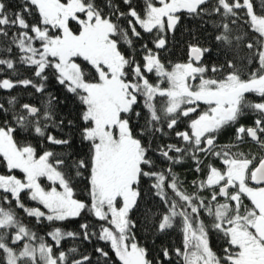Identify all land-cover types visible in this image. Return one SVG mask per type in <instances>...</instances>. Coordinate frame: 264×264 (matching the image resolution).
<instances>
[{
	"label": "snow or ice",
	"instance_id": "snow-or-ice-1",
	"mask_svg": "<svg viewBox=\"0 0 264 264\" xmlns=\"http://www.w3.org/2000/svg\"><path fill=\"white\" fill-rule=\"evenodd\" d=\"M122 2L126 11L113 0H104L103 6L97 0H22L15 8L0 0V37L9 45L0 49L7 56L0 57V65L14 73L17 64L29 66L34 77L0 79V90L20 86L47 94L41 106L24 103L17 110L16 97L8 99L9 108L0 104V113H10L0 125V164L7 170L0 174V264H92L89 255L70 259L76 248L54 252V246L59 248L65 238L93 236L110 243L120 264H164L149 259L132 232L130 213L139 206L145 182L163 205L151 218L155 230L179 227L182 233L181 247L171 253L161 250L169 264L173 254L182 264H264V156L233 151L245 137L264 148V0L259 12L253 0H216L211 10L205 7L209 0H144L141 11L133 0ZM241 10L258 34L255 43L247 44L252 52L248 63L255 58L258 67L246 79L230 60L226 73L223 67L204 64L212 49L199 44L189 45L186 62H162L159 50L166 48L167 34L175 31L182 12L197 18L219 16L215 27L220 32L214 39L230 48L241 39L229 27L240 19ZM12 29L16 31L10 35ZM144 34L154 37L153 48L142 42ZM137 41L142 42L139 49ZM13 47L18 51L15 59ZM49 70L80 102L81 124L57 119L53 105L60 101L47 92ZM247 94L260 99L251 102ZM246 112L256 115L251 126L239 123ZM184 119L186 128L176 131ZM234 125L236 143L220 145L218 135ZM165 129L182 146L165 143L154 149L148 137L164 135ZM77 131L88 146L84 158L40 143L71 150ZM153 152L168 166L159 168ZM202 157L210 162L205 164ZM186 158L198 174L207 169L203 179L192 181L193 192L172 170ZM17 170L22 178L15 175ZM45 179L48 185L42 184ZM77 179L86 182L87 199L77 197ZM25 192L46 211L27 207ZM16 209L37 223L62 222L86 212L102 223L98 233L89 231L86 222L78 232L55 227L47 233L53 242L49 244L22 223ZM210 232L225 242L220 255L210 245ZM95 250L108 264L109 253Z\"/></svg>",
	"mask_w": 264,
	"mask_h": 264
},
{
	"label": "trees",
	"instance_id": "trees-1",
	"mask_svg": "<svg viewBox=\"0 0 264 264\" xmlns=\"http://www.w3.org/2000/svg\"><path fill=\"white\" fill-rule=\"evenodd\" d=\"M9 7L15 8L22 0H8ZM114 3L118 4L120 9L123 11L127 10V5H125L122 0H113ZM257 12L260 11L261 0H253ZM97 3L103 6L104 0H97ZM216 0H209V3L205 6L211 10L212 6L215 5ZM133 5L137 8L138 11H141L144 7V0H133ZM240 19L237 20L235 24L229 23V27L232 29V36H240L241 39L236 42L234 40L230 48H225L222 44H219L214 37L219 34L220 30L215 27V24L221 22L219 16H204L203 18L191 17L188 13H181V20L177 25L174 32H169L167 34V45L165 49L159 50V55L166 65H172L175 63H183L189 59V45L190 44H199L203 47L211 48L212 51L207 53L203 57V63L209 66L215 65L217 67H223L224 73L229 71L227 68V61H232V63L239 69L242 78H247V74L258 67V63L255 58L251 64L248 63L249 57H251L252 52L247 48L249 42L255 43L258 38V34L250 29L249 24L245 22L246 16L243 10L239 13ZM122 24L126 27V21L122 20ZM16 31V29L10 30L11 32ZM154 40L153 36L144 34L143 43H147L149 48H153L154 45L152 41ZM141 41H137L136 47L139 49ZM9 45L6 43L4 37H0V49L6 48ZM18 54L16 48L13 47L11 58L15 59ZM141 52L137 51L136 57L140 58ZM0 57L7 58L4 52H0ZM223 74V73H222ZM10 78L12 80L24 79V78H34L33 70L29 66L17 64L15 73L11 70H8L6 66L0 65V79ZM150 80L155 79L153 75L149 76ZM47 92H50L52 95L57 97L60 103L53 105L57 119L66 118L76 121L77 124H81L79 121V113L81 111L80 102L68 93L63 86L56 83L54 77L51 74V70L48 72V84ZM10 97H16L17 110L19 109L20 104L28 103L41 106L46 102L47 94H41L35 92L31 87H15L10 90H0V104H3L5 108H9L7 101ZM159 99V98H158ZM247 99L251 102H258L259 97L255 94H247ZM205 106L202 104L201 108ZM10 118L9 114L0 113V125L4 123L5 120ZM256 115L252 112H246L244 117L240 120L239 123L251 126ZM134 125L136 121L133 120ZM140 124H143V120L139 121ZM188 121L186 119L182 120L176 131H182L186 128ZM238 125L227 127L222 130L218 135V143L220 145L224 144H235V128ZM166 134H158L156 138L148 137L152 141V147L155 149L157 144L171 143L178 146H182V142L177 138L174 133L170 130L165 129ZM59 135L58 133H55ZM22 142L25 137L19 135L17 137ZM29 143L37 144V140L32 139V137H27ZM44 147H47L55 152H65L71 151L74 154V158H84L86 156L88 146L86 143H81L78 131L74 134V143L71 150H66L61 146H54L44 144L43 141L40 142ZM233 151H243L245 153H251L257 157L264 156V148H261L255 141L251 140L248 137H245L241 143ZM153 159L156 161L159 168L167 167L168 165L163 162L162 158L157 156L155 152L150 153ZM204 159V163L208 164L210 161ZM211 163H214L216 166H220L219 161L215 158L211 159ZM195 164L191 159L186 158L185 161L181 164H176L173 166V172L179 177L183 182V186L187 189L188 192L195 191L192 181L200 180L204 178V173L207 172V169L203 170V173L198 174L195 170ZM0 174H7V170L0 164ZM15 175L18 177L23 176V174L17 170ZM86 175V174H85ZM42 184L48 185L49 182L45 179L42 180ZM75 187L77 192V197L80 199H87V189L86 182L77 179L75 181ZM203 196L207 197L208 193L206 191L201 193ZM4 193L0 191V196H3ZM11 199V197H9ZM22 200L27 207H39L42 211H46L42 205L36 201H31L28 198V194L22 193ZM245 203H248L246 200ZM7 207V204H5ZM13 207L15 208V202L13 201ZM163 208V205L160 203L158 198H154L152 191L149 190L148 182H145L143 186L142 198L139 201V206L134 208L130 213V218L135 221V227L132 229V232L135 235L137 242L145 247L149 253V259H157L164 262V264H169L168 260L161 255V250L163 248L169 249L170 253L175 248L182 246V233L179 227H174L173 229L167 230L163 233H158L155 230L154 222L151 219L155 216V213L160 211ZM17 215L22 221L23 224L31 228L38 235L44 236L47 243L52 244V240L47 233L52 231L55 227H60L65 231H79V226L82 223L89 224V231H99L100 221L95 218L91 213H84L81 217L71 218L62 222L50 223L47 221H41L37 223L34 217H29L21 209H16ZM147 218V219H146ZM158 219V217H157ZM205 223H209V219L204 217ZM210 245L218 255L222 254L223 247L225 246L224 240L218 233L210 232ZM103 248L109 253L110 260L108 264H120L119 260L115 256L114 251L110 247L109 242L100 241L96 236L91 237L90 240H83L81 237L65 238L61 241L59 248L54 246V252L65 251L68 252L71 248H76L77 251L70 255V259L80 258L81 255H89L92 258V264H105V258L99 257V254L96 252V248ZM171 264H182L180 258L172 255Z\"/></svg>",
	"mask_w": 264,
	"mask_h": 264
}]
</instances>
